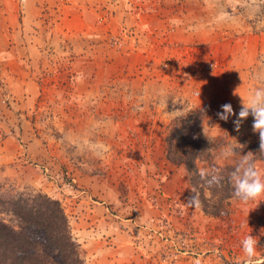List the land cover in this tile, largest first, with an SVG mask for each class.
<instances>
[{
  "label": "rangeland",
  "instance_id": "1",
  "mask_svg": "<svg viewBox=\"0 0 264 264\" xmlns=\"http://www.w3.org/2000/svg\"><path fill=\"white\" fill-rule=\"evenodd\" d=\"M247 2L237 40L243 1L0 0L1 193L57 199L85 264H248L249 234L264 264V200L187 206L199 192L165 157L171 120L206 107L199 172L249 152L264 172L253 117L236 131L216 115L264 88V0Z\"/></svg>",
  "mask_w": 264,
  "mask_h": 264
},
{
  "label": "trees",
  "instance_id": "2",
  "mask_svg": "<svg viewBox=\"0 0 264 264\" xmlns=\"http://www.w3.org/2000/svg\"><path fill=\"white\" fill-rule=\"evenodd\" d=\"M207 114L206 107L194 108L171 120L165 137V157L185 166L191 185L199 192L202 209L221 215L227 212L229 199L235 198L228 176L236 165L203 172L218 170L223 177L219 185L209 186L202 178L196 162L205 155L200 127ZM0 264H85L57 199L41 192L7 196L0 191Z\"/></svg>",
  "mask_w": 264,
  "mask_h": 264
},
{
  "label": "clouds",
  "instance_id": "3",
  "mask_svg": "<svg viewBox=\"0 0 264 264\" xmlns=\"http://www.w3.org/2000/svg\"><path fill=\"white\" fill-rule=\"evenodd\" d=\"M217 112L220 120L228 121L231 117L236 131L240 130L241 124L249 117H253L252 129L259 133L260 153H264V88H253L249 91L247 103L243 102L237 113L231 103L220 106ZM235 151L225 153L226 156H234ZM254 155L249 152L245 155L240 154V159L235 168L230 172L228 181L233 189V195L240 202L247 204L252 201H261L264 197V172L256 167ZM209 186L219 185L223 177L218 170L213 169L211 173H201ZM187 206L198 208L200 206L199 194L192 191L187 198ZM258 241L251 234L247 235L242 241V249L248 258V264H253L256 257Z\"/></svg>",
  "mask_w": 264,
  "mask_h": 264
},
{
  "label": "crops",
  "instance_id": "4",
  "mask_svg": "<svg viewBox=\"0 0 264 264\" xmlns=\"http://www.w3.org/2000/svg\"><path fill=\"white\" fill-rule=\"evenodd\" d=\"M224 1V4H223V8H225L226 6H228L230 4V6L232 7L233 6V3L234 2H245L246 3V6H245V10H244V13L240 14V12L238 14H236L235 12L233 11H229V15L232 13H234V20L233 22H230L231 26L234 28V30L236 32H241V31H245V37L241 38L239 36H235V38L237 40H245V38H249L248 36V31L249 29L252 27V24L255 22V20H252L254 18V16L257 14V9L256 8H251V4H249L247 2V0H223ZM214 8L211 9V11L213 12ZM260 14V13H259ZM214 15V13H213ZM261 23H264V21H260V24ZM260 34H257L258 38L261 39V41L255 45V48H254V51L255 52H264V32L263 31H260L258 32ZM242 49H248L249 46L244 43L242 44L241 46Z\"/></svg>",
  "mask_w": 264,
  "mask_h": 264
}]
</instances>
